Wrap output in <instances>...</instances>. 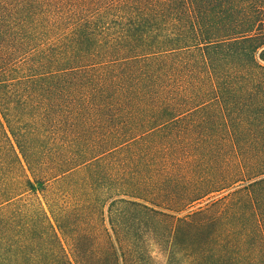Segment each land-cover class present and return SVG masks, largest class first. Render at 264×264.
Returning a JSON list of instances; mask_svg holds the SVG:
<instances>
[{
    "label": "trees",
    "instance_id": "obj_1",
    "mask_svg": "<svg viewBox=\"0 0 264 264\" xmlns=\"http://www.w3.org/2000/svg\"><path fill=\"white\" fill-rule=\"evenodd\" d=\"M151 245L264 264V0H0V264Z\"/></svg>",
    "mask_w": 264,
    "mask_h": 264
},
{
    "label": "rangeland",
    "instance_id": "obj_2",
    "mask_svg": "<svg viewBox=\"0 0 264 264\" xmlns=\"http://www.w3.org/2000/svg\"><path fill=\"white\" fill-rule=\"evenodd\" d=\"M41 186L38 185V184H34V187L32 189V191H34V193L31 192V197L32 198H39V200L41 201V192L38 190L40 189ZM41 205L44 207V209L47 210L46 206L43 205V202L41 203ZM69 249H67L66 247V250H70V247H68ZM150 253L152 255V257L154 258V261L156 264H167V246L165 247H162V248H159L157 245H151L150 247Z\"/></svg>",
    "mask_w": 264,
    "mask_h": 264
}]
</instances>
